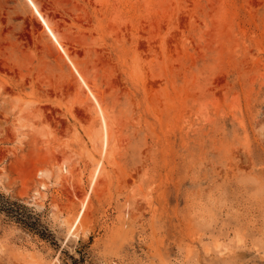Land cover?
Masks as SVG:
<instances>
[{
    "label": "rangeland",
    "instance_id": "rangeland-1",
    "mask_svg": "<svg viewBox=\"0 0 264 264\" xmlns=\"http://www.w3.org/2000/svg\"><path fill=\"white\" fill-rule=\"evenodd\" d=\"M34 1L109 141L27 0H0V264H264V0Z\"/></svg>",
    "mask_w": 264,
    "mask_h": 264
},
{
    "label": "bare ground",
    "instance_id": "bare-ground-1",
    "mask_svg": "<svg viewBox=\"0 0 264 264\" xmlns=\"http://www.w3.org/2000/svg\"><path fill=\"white\" fill-rule=\"evenodd\" d=\"M27 2L31 6V8L34 11V13L42 21L46 31L51 36L53 41L57 44V46L61 49V51H63V53L69 59V61L71 62L75 72L78 75V79H79L81 85L88 91L91 99L93 100L94 106H95V110H96V114L98 115L99 120H100V129H99L100 133L95 136L96 138L94 139V142L101 146V153L105 154L106 150L108 148L110 123H109V119H108V116L106 114V111L101 105V101H100L99 97L94 92V90L92 89L91 85L88 83L87 79L84 77V75L82 74L80 69L75 65V63L72 61V59L68 55V53H67L65 47L63 46L60 38L56 34L54 28L50 25V23L47 21V19L45 18V16L41 12V10H40L39 6L37 5V3L34 0H27ZM100 170H101V161H99L97 163V165L95 166L94 170L91 173L90 189L87 192L85 198L83 199V201L81 203L80 212L78 213L77 217L74 219L72 224H69V227H68L69 234H73L78 228L79 221H80V219H81V217H82V215H83V213H84V211H85V209H86V207H87V205L89 203L92 187L94 186V184L96 182V179H97V177H98V175L100 173ZM39 175L49 178L51 176V173H50V171L47 168H45V169L40 170Z\"/></svg>",
    "mask_w": 264,
    "mask_h": 264
}]
</instances>
